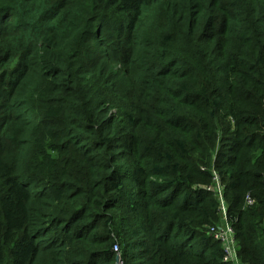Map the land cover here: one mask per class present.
<instances>
[{"label":"trees","instance_id":"obj_1","mask_svg":"<svg viewBox=\"0 0 264 264\" xmlns=\"http://www.w3.org/2000/svg\"><path fill=\"white\" fill-rule=\"evenodd\" d=\"M218 185L264 264V0H0V264H231Z\"/></svg>","mask_w":264,"mask_h":264},{"label":"built area","instance_id":"obj_2","mask_svg":"<svg viewBox=\"0 0 264 264\" xmlns=\"http://www.w3.org/2000/svg\"><path fill=\"white\" fill-rule=\"evenodd\" d=\"M219 199L221 201L220 210L223 212L222 224L211 227L210 235L217 239L225 250L224 262L231 264H243L239 258V246L236 238V231L227 219V206L222 197L221 189L219 191ZM246 205L253 206L256 199L249 194L245 197Z\"/></svg>","mask_w":264,"mask_h":264},{"label":"rangeland","instance_id":"obj_3","mask_svg":"<svg viewBox=\"0 0 264 264\" xmlns=\"http://www.w3.org/2000/svg\"><path fill=\"white\" fill-rule=\"evenodd\" d=\"M43 138H44L43 143L39 142L33 146V151L36 152L38 155H36V157H34L30 161V164L34 168L38 169L40 172L48 173L52 170L53 166L57 162L58 151H57L56 145L59 142V139L55 138L54 134L52 133L51 128L47 129L45 131V135ZM220 189H221V187L218 185L215 187L214 190L219 192ZM221 215L223 218V212H221ZM261 238L263 239V236H261ZM221 246H222V244H221ZM239 258H240V256H239ZM241 262H242V260H241Z\"/></svg>","mask_w":264,"mask_h":264},{"label":"water","instance_id":"obj_4","mask_svg":"<svg viewBox=\"0 0 264 264\" xmlns=\"http://www.w3.org/2000/svg\"><path fill=\"white\" fill-rule=\"evenodd\" d=\"M119 258H120V257L117 258V263H116V264H119Z\"/></svg>","mask_w":264,"mask_h":264}]
</instances>
